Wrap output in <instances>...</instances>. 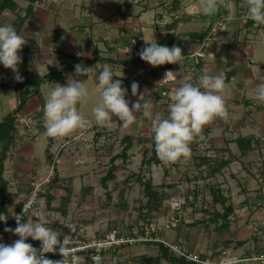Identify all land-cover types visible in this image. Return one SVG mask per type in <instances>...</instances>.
<instances>
[{"label":"crops","instance_id":"0c3cea01","mask_svg":"<svg viewBox=\"0 0 264 264\" xmlns=\"http://www.w3.org/2000/svg\"><path fill=\"white\" fill-rule=\"evenodd\" d=\"M232 3L231 10L221 6L216 13L205 15L199 0L6 1L0 7V25L11 23L27 40L18 53L20 75L54 74L42 80L39 91L30 93L19 111L24 121L17 118L15 141L4 162L7 186L4 192L0 190V215L7 217L6 226L32 198L37 180L42 190L35 196L27 221L43 219L46 227L61 235L70 220H77L88 233L102 234L115 223L123 224L129 202L147 199L138 179L143 176L151 178L154 190L165 192L163 202L180 201V209L175 210L179 225L162 230L164 237L183 240L192 251L214 261L225 256L230 264H264L251 259L264 253V184L257 177L261 168L264 171V143L260 141L264 102L255 97L257 86L264 83V27L242 18L247 10L245 0ZM174 12H179L178 18L173 17ZM226 14L232 18L209 42L206 56L191 55L199 46L193 34L207 32ZM172 21V26H166ZM155 40L161 46L182 48L183 70L179 63L150 68L140 58L139 52L148 46L145 41ZM76 59L92 70L79 76L74 68L60 79L61 71ZM106 65L118 75L113 79L121 80L127 89L130 107L145 94V100L151 102V119L170 115L171 93L182 78L198 85L205 71L222 73L230 89L223 94L229 117L204 127L205 139L190 145L188 159L143 163L144 158L152 157L149 117L137 112L128 128L115 116L111 128L95 123L92 109L101 99L96 77ZM192 65L197 67L195 74L190 73ZM168 71L181 74L164 80ZM14 75L0 64V82L6 85H0V123L20 103L23 89L17 87ZM72 79L85 80L89 90L87 102L77 105L86 126L66 137H45L47 95L54 83L66 85ZM133 82L139 85L137 96L131 92ZM127 135L131 146L124 157L120 155L126 143L122 138ZM3 147L0 141V153ZM113 166L115 176L105 181ZM52 167V178L46 182ZM188 176L196 181L195 189L183 196L179 184ZM65 197H70L66 214L48 207V201L60 206ZM228 207L232 210L225 217ZM158 253L153 244L136 243L106 252L101 264H145L141 256ZM160 264L171 263L163 259Z\"/></svg>","mask_w":264,"mask_h":264},{"label":"clouds","instance_id":"9594fccd","mask_svg":"<svg viewBox=\"0 0 264 264\" xmlns=\"http://www.w3.org/2000/svg\"><path fill=\"white\" fill-rule=\"evenodd\" d=\"M247 5L246 19L264 25V0H245ZM223 6L231 10L232 0H199V7L205 15H212ZM232 17L229 16V19ZM27 40L17 33L11 23L0 25V64L13 71L14 79L23 82L18 65L22 62L18 54ZM146 47L140 52V58L153 67L165 64L179 63L183 70V50L179 46L167 47L145 41ZM92 67L81 64L75 65V74L87 76ZM180 72L165 73V79L180 75ZM110 66H104L96 77L97 88L100 91V102L92 109L95 123L100 127L111 128L113 116L122 122V127L128 128L136 120V113L141 112L151 119V102L145 100V94H140L135 102L126 100L127 89L122 87L121 80ZM162 80V81H164ZM55 86L47 95L44 105L43 135L50 138H62L70 135L77 129L86 126L85 117L78 110V104L87 102L89 90L85 80H68L66 85L54 83ZM139 85L133 82L131 92L137 96ZM230 91L225 83V76L204 72L199 78L198 85L185 81L183 78L173 89L169 105L170 115L163 119H151V132L154 134L155 152L158 158L166 164L176 163L181 158L191 156L190 145L198 140H204L203 129L215 119L227 121L229 113L224 93ZM255 97L264 102V83L257 86ZM31 207V202L23 205V215H15L17 226L15 229L5 228V232H13L19 237L12 244L0 243V264H81L84 258L74 254V246L70 236L64 235L45 226V221L22 222L23 217ZM0 221L7 222V217L0 215ZM28 238L40 241L37 249L27 243ZM59 250L62 259L52 260L45 257V253ZM95 264H100L99 257H92Z\"/></svg>","mask_w":264,"mask_h":264},{"label":"built area","instance_id":"2783aa9c","mask_svg":"<svg viewBox=\"0 0 264 264\" xmlns=\"http://www.w3.org/2000/svg\"><path fill=\"white\" fill-rule=\"evenodd\" d=\"M38 5V2L35 4ZM175 18L179 17V12L173 13ZM247 10L242 13V18L246 21H252L251 19H246ZM229 20V15H222L220 18L215 20L213 24L210 26L209 33L207 36V39L200 43L198 48L193 50L190 54L193 56H197L198 58H203L206 56L207 46L211 40H213L214 35L220 32L227 21ZM254 22V21H253ZM255 23V22H254ZM257 24V23H255ZM261 27H264V25L257 24ZM165 65H161L158 67H164ZM150 68H154L153 66H149ZM196 65H192L190 67V73L195 74L196 73ZM19 121H24V118L22 116H18ZM82 135V134H80ZM79 137V136H77ZM260 141L264 143V136L260 137ZM202 147V146H201ZM53 173V167L51 168V172L48 175V177L44 181H49L50 178H52ZM258 181L261 184H264V171L263 168H261L260 172L258 173ZM196 181L194 179L184 178L181 183L179 184V189L181 193L186 195L187 190L195 188ZM34 185V194L32 198L25 204H28L31 202V207L29 208L26 215L23 217L22 222H27V218L29 215V211L32 209L34 202H35V196L36 194L42 190L41 183H39L37 180L33 182ZM24 204V205H25ZM171 210H169L165 217V222L162 226V230L164 229H170L175 228L179 225L180 219L176 216L175 210L180 209V201H174L171 202ZM16 215H23V207L17 212ZM17 226V222L15 220V217L13 219V222L10 226H6L5 222H0V243L3 244H12L14 243L19 237L15 235L13 232H5L4 229L12 228L15 229ZM132 228L128 229L125 226H121L120 224L115 226L114 228L105 231L102 234H95V233H88L85 229V227L80 224L77 220H70L63 231V233L60 235V239L63 240L64 235H68L71 238L72 243L70 244V248L74 246V254L76 256L84 258V260L81 262V264H95V261L92 259V257H99L100 258V264L103 261L104 254L110 250H116L121 248L125 245H133L138 242L146 241V240H160L163 242L169 249L175 253L177 256L184 257L186 260H190L196 263L200 264H230L232 261L229 257H223L219 261L211 260L209 257L203 258L202 255L198 252L192 251L184 242L183 240L179 241H171L167 239L166 237H152L151 233L154 230H158L157 224L155 222H152V224L146 228L145 233H142L140 230L141 228L138 225L131 226ZM27 243L32 244L33 247L40 249L41 242L32 240L31 238H28L26 241ZM45 257L52 260H59L62 259V256L59 253L58 247L57 250L53 253H45ZM252 260H261L264 261V253L253 255L251 257Z\"/></svg>","mask_w":264,"mask_h":264},{"label":"trees","instance_id":"16d2710c","mask_svg":"<svg viewBox=\"0 0 264 264\" xmlns=\"http://www.w3.org/2000/svg\"><path fill=\"white\" fill-rule=\"evenodd\" d=\"M2 1L3 2L0 1L1 2L0 7H3L5 5L6 1L11 2L12 0H2ZM173 21L166 26H169V25L172 26L174 24ZM175 21H178V20H175ZM208 33H209V30L207 32L196 33L193 35H194V38L197 40V42L200 44V43H203L207 39ZM80 62H81V59H76L74 62H72V64H70L69 67H67L61 71V73L59 74V78L63 79L65 77L69 76L73 72L75 65L79 64ZM53 76H54L53 73H49L45 77L32 76V77L23 78V82H19V84H17V87L18 88L20 87L21 89H23V92L21 94L20 103H19L16 111L14 113L8 114L0 123V141L4 142V147L0 153V188H1L0 190L3 192L6 190V186H7V182L3 177L4 162H5L6 158L8 157V154H9L8 151L10 150L11 146L14 144V141H15V132L17 129L16 122H17V118L19 115V111L21 110V108L25 104L27 98L29 97V94L33 93V92L36 93L39 91V86H40V83L42 82V80H44L45 78H52ZM0 85L6 86L5 84H3L1 82H0ZM24 86H26V87L23 88ZM152 139H153L152 157L147 158V159L144 158L143 163L150 164L152 162L159 163L161 161L155 152L154 134L152 135ZM122 140H123V142L126 141V143L124 144L123 149H122V153L120 155L126 157L127 156V150L131 146V136H129V135L123 136ZM114 159H112V160H114ZM114 169H115V166H113L112 168H110L108 170L107 174L104 176L105 181H107L108 179L113 178L115 176L113 173ZM138 179L141 182L143 197L147 198L145 200V202H144L143 198H141L142 200H141V203L139 205V208L142 207V205L144 204V206H146L148 211L151 213L153 211H156V210L161 212V210H162L161 206H163L161 203L165 199L166 195L164 196V194H163L165 192L164 191L159 192V191L154 190L153 189L154 185L152 183L151 178L144 179L143 176H140V177H138ZM194 189L195 188L187 190V193H189V191H192ZM166 191H167V189H166ZM49 196H50V198H52V195H49ZM188 196L189 195H187L186 198ZM110 197H112V196H110ZM186 198H185V200H186ZM48 200H49V197H48ZM69 201H70V197H65L63 199V202H62V204H63L62 207H61L62 204L58 207L51 206V203L48 201V207L50 209H59L60 211H62L63 214H66L68 211ZM142 202H144V203L142 204ZM123 204H124V206H123ZM122 207L126 208L127 204L125 202H123ZM168 207L171 208V206H168ZM163 210L166 212L165 209H163ZM231 210H232L231 207L226 208V212L224 214L225 217H227L230 214ZM147 214L150 215L149 213H147ZM161 214H162V212H161ZM152 218L153 217L148 218V222H146V224L151 225L153 222V220L151 221ZM130 228H132V227L129 226L128 229H130ZM146 228L147 227L141 228L140 231L142 233H145ZM151 235L154 238L155 237H164L162 235V230L159 231V229L152 231ZM143 242L146 244H153V245L157 246V248L159 250V253L156 255H151V256L143 255V256H141L139 259L145 264H160L163 259L168 260L171 264H200V263H196V262H193L190 260H186L184 257L177 256L175 253H173L169 249V247H167L160 240H146V241H142V242H138V243H143Z\"/></svg>","mask_w":264,"mask_h":264},{"label":"rangeland","instance_id":"374dc122","mask_svg":"<svg viewBox=\"0 0 264 264\" xmlns=\"http://www.w3.org/2000/svg\"><path fill=\"white\" fill-rule=\"evenodd\" d=\"M122 142H123V140H122ZM136 194L138 196V191H136ZM163 194L165 196V193H163ZM133 195H134V193H133ZM144 202H142V204ZM140 203L141 202H129L128 203V207H127V211H129V213L127 214V217H126L125 221L123 222V224H121V223H115V224H113V227H111L110 229L114 228L115 226H117L119 224L121 226H125L126 228H129V226L131 227L133 225H138L140 228L149 227L150 225L149 224H146V222H148V218L153 217L151 219V221L153 220V222H155V224H157V226L159 228V231H161L162 230V226H163V224L165 222V217L164 216L166 215V213L169 210H171L168 207V206H170L169 203L168 202H162L161 203L163 205V206H161L162 207V210H161L162 214L158 210L153 211L152 213L149 212L148 209H147V207L144 206V204L142 205V207L139 208ZM163 209H165L166 212ZM147 213H149V214L151 213V214L148 215ZM178 214L179 213L176 214L177 217H178Z\"/></svg>","mask_w":264,"mask_h":264}]
</instances>
